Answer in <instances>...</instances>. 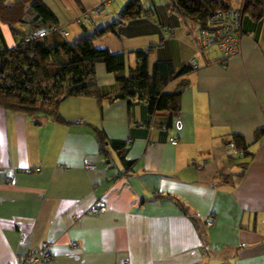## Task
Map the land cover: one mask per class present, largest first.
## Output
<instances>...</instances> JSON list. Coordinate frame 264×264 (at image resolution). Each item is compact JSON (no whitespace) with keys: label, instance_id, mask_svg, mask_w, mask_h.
Segmentation results:
<instances>
[{"label":"crops","instance_id":"obj_1","mask_svg":"<svg viewBox=\"0 0 264 264\" xmlns=\"http://www.w3.org/2000/svg\"><path fill=\"white\" fill-rule=\"evenodd\" d=\"M129 1L42 0L69 41L112 25ZM151 4L95 48L126 53L130 66L136 51L150 48V68L189 66L200 26ZM32 28L23 18L15 33L0 16V48ZM242 29L239 54L225 59L214 48L169 84L167 93L184 87L172 115L153 116L146 103L130 110L126 100L99 107L94 98L69 97L59 106L65 124L0 106V264L43 242L53 245L52 264H264V18L246 16ZM95 73L102 89L118 92L104 64ZM95 129L124 142L123 155L110 143L103 152ZM235 135L247 155H227ZM97 202L107 210L90 214Z\"/></svg>","mask_w":264,"mask_h":264},{"label":"trees","instance_id":"obj_2","mask_svg":"<svg viewBox=\"0 0 264 264\" xmlns=\"http://www.w3.org/2000/svg\"><path fill=\"white\" fill-rule=\"evenodd\" d=\"M241 1V0H240ZM23 0H0L2 21L16 33V25L26 18L32 22V29L22 36L17 44L0 48V106L6 110L26 113L37 117H52L59 123H67L59 113L62 101L69 97H85L97 100L99 107L103 101L126 100L129 109L146 103L153 116L158 112L170 115L181 110V95L184 87L175 93H167L169 84L190 70L189 66L176 70L170 61L155 62L150 68V49L134 53L135 66L128 63L126 53H113L107 48L97 49L94 42L109 33L119 34L118 29L129 19L138 17L143 10L140 0H130L119 13L118 20L112 25L85 34L78 40L69 41L61 26L42 0L21 6ZM236 2V5H235ZM236 0H172L173 8L186 21L197 23L200 28L208 24L211 15L240 4ZM256 21L264 18V0H245V17ZM28 18V19H27ZM55 29L44 38L29 42L32 31ZM243 33V29H242ZM220 61H223L222 59ZM198 62V61H197ZM105 65L107 72L114 74L119 87L118 92L102 89L96 81L95 66ZM101 149L111 146L123 155L125 143L108 140L105 132L95 129ZM241 155H247L245 140L240 135L233 138ZM123 158V157H122ZM130 165L131 162H128ZM173 199L181 211L189 215L187 205L175 197ZM196 220V219H193ZM198 223V222H197Z\"/></svg>","mask_w":264,"mask_h":264},{"label":"built area","instance_id":"obj_3","mask_svg":"<svg viewBox=\"0 0 264 264\" xmlns=\"http://www.w3.org/2000/svg\"><path fill=\"white\" fill-rule=\"evenodd\" d=\"M245 10V0H241L240 4L228 9L218 11L211 15L208 19V24L204 28H200V44L201 47L197 48L194 57L190 61V65L194 68L199 67L197 57L202 56L207 51L217 49L223 54L226 59L230 56H234L240 53L242 33V19ZM96 13H102L101 8H97ZM91 15V14H90ZM88 14L86 17L89 18ZM55 31V29H50ZM49 29L41 28L30 33L28 38H24L23 41L29 42L38 38H44L51 32ZM64 34L67 32L64 30ZM171 142L176 144L177 141L172 139ZM226 152L229 157H237L242 154L233 140L229 141L226 145ZM206 161H195L197 168L205 166ZM93 166H87L88 169ZM39 171V169H37ZM8 182L12 183L13 179L8 178ZM107 210V207L100 202L95 203L90 209V214H101ZM215 219L213 216H209L206 220L207 227L214 225ZM77 246V244H74ZM54 260L53 245L50 242H43L35 252L28 256H18L13 264H52Z\"/></svg>","mask_w":264,"mask_h":264},{"label":"rangeland","instance_id":"obj_4","mask_svg":"<svg viewBox=\"0 0 264 264\" xmlns=\"http://www.w3.org/2000/svg\"><path fill=\"white\" fill-rule=\"evenodd\" d=\"M152 1H154L155 4L158 5L159 7H163L166 5L169 8V12L171 13L175 12V9L173 8L172 0H140L141 5L143 7V12L147 13V10H150V7H152L151 6ZM236 1L240 2V0H236Z\"/></svg>","mask_w":264,"mask_h":264}]
</instances>
